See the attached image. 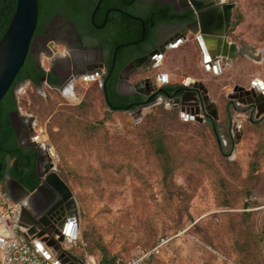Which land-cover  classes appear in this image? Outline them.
I'll use <instances>...</instances> for the list:
<instances>
[{
  "label": "rangeland",
  "instance_id": "rangeland-1",
  "mask_svg": "<svg viewBox=\"0 0 264 264\" xmlns=\"http://www.w3.org/2000/svg\"><path fill=\"white\" fill-rule=\"evenodd\" d=\"M237 1L242 41L256 54L242 56L240 83L264 98V0ZM96 77L77 89L80 104L46 85L16 90L73 191L74 247L113 259L164 238L144 264H264V113L241 102L234 128L214 131L170 101L139 114L111 111Z\"/></svg>",
  "mask_w": 264,
  "mask_h": 264
},
{
  "label": "flooded vegetation",
  "instance_id": "flooded-vegetation-1",
  "mask_svg": "<svg viewBox=\"0 0 264 264\" xmlns=\"http://www.w3.org/2000/svg\"><path fill=\"white\" fill-rule=\"evenodd\" d=\"M97 1L59 0L53 11L38 14L26 61L30 59L31 74L39 81L32 77L14 81L11 91L17 104L21 83L34 88L46 85L76 101L77 89L88 91L93 75L99 74L101 85L116 79L109 91L125 97L128 109L123 112L170 101L172 108L191 115L193 121L234 128L241 100L249 99L242 94L245 86L235 81L240 77L236 65L247 52L256 55L242 41L243 14L237 0H102L93 21ZM231 68L236 72L228 76L233 84L227 92L225 78ZM162 75L166 81L158 80ZM76 102L83 103V98ZM251 107L253 113L258 111L256 105ZM32 116L19 106L11 111L22 151L10 159L8 168L0 162V183L12 200L22 203L23 221L31 222L28 232L34 235L64 223L76 215V208L53 178L58 194L33 195L42 184L41 176L53 169V161L46 144L37 138V119ZM30 159L32 166L26 164Z\"/></svg>",
  "mask_w": 264,
  "mask_h": 264
},
{
  "label": "water",
  "instance_id": "water-1",
  "mask_svg": "<svg viewBox=\"0 0 264 264\" xmlns=\"http://www.w3.org/2000/svg\"><path fill=\"white\" fill-rule=\"evenodd\" d=\"M101 1L102 0L97 1L93 10V21ZM38 2L39 0H16L14 15L0 40V101L12 87L17 74L24 66L31 50V43L38 21ZM248 54L253 56L251 53ZM241 88L243 90L242 94L248 95L249 97L247 100L242 99L241 102L249 105H256L258 108L256 116L259 117L262 112L264 113V98L260 95L261 93H254L255 97L253 98V90L245 87ZM31 128L33 129L32 125ZM51 168L53 169L50 170L48 174L41 176L42 184L38 186L33 195H46V193L58 194V190L51 180V178H53L58 185L62 186L61 188L63 190L67 191L69 197L73 198V191L68 183L55 170L54 163H52ZM37 246L45 252L44 246H42L41 243H37Z\"/></svg>",
  "mask_w": 264,
  "mask_h": 264
},
{
  "label": "built area",
  "instance_id": "built-area-1",
  "mask_svg": "<svg viewBox=\"0 0 264 264\" xmlns=\"http://www.w3.org/2000/svg\"><path fill=\"white\" fill-rule=\"evenodd\" d=\"M165 242L161 238L151 246L137 245L128 255L116 257V264H141L158 255ZM37 243L41 242L23 223L22 203L8 197L0 186V264H56ZM84 264H97V260L84 254Z\"/></svg>",
  "mask_w": 264,
  "mask_h": 264
},
{
  "label": "trees",
  "instance_id": "trees-1",
  "mask_svg": "<svg viewBox=\"0 0 264 264\" xmlns=\"http://www.w3.org/2000/svg\"><path fill=\"white\" fill-rule=\"evenodd\" d=\"M58 1L59 0H39L38 9H39L40 16L42 14H44L45 11H51V10L53 11L57 6ZM94 4H95V1L93 2V6H94ZM15 7H16V0H0V40L3 37L4 33L6 32L8 25H9L13 15H14ZM89 11H91V8ZM242 56H244V55H242ZM242 56H241V59H242ZM241 59L238 62V64L236 65V69L240 68V76H241ZM29 66H30V59H28L25 62L24 66L21 68V70L17 74L15 81L24 80L28 77H32L33 81H36V82L39 81L38 77L31 74ZM236 69L231 68L227 71V77L225 78L227 84L233 83L232 80H231V82H229L230 81L228 79L229 71L233 70L235 73ZM234 73H233V75H234ZM240 78L241 77L236 78L235 81L240 82ZM115 82H116V79H114L112 82L111 81L106 82V80H104L103 85H102V92L104 95V100H105V103L109 109H110V107H112L113 109H117L116 112H123L121 110L128 109L126 107L125 97L123 95L117 93L115 90H113V92H112L113 94H111L109 91L110 90L109 86L111 84H114ZM112 104H117V105H119V107L114 108L112 106ZM17 106H18L17 101H16L15 96L13 95V93L11 91V88H10V90L7 92V94L0 101V162L2 163V165L5 169L9 167L10 159L14 158L17 155L20 156L19 151H22L16 143L15 130H14L12 119H11V111L15 110L17 108ZM111 111H113V110H111ZM205 125L209 126L214 131H217V129H218V128H214L210 124H205ZM218 127H220V126H218ZM155 139H156L155 143L159 147L158 150L162 153H165L166 149H165L164 142H163L162 138L156 137ZM219 142L221 144V148L224 150V147H223L224 145H223L222 139H219ZM30 156H33V155H30ZM31 159L29 162L26 163L29 166H32V164H33V161ZM12 170H13L12 171L13 174H16V172L14 171L13 168H12ZM33 187H34V184L31 185V188H33ZM156 256H152L151 258H154ZM116 257H118V256H116ZM115 258L112 259L110 257L105 256L101 259H99L97 257L96 260H97V264H116ZM151 258L146 259L141 264L146 263Z\"/></svg>",
  "mask_w": 264,
  "mask_h": 264
},
{
  "label": "crops",
  "instance_id": "crops-1",
  "mask_svg": "<svg viewBox=\"0 0 264 264\" xmlns=\"http://www.w3.org/2000/svg\"><path fill=\"white\" fill-rule=\"evenodd\" d=\"M95 77L97 80L101 81L99 74L93 75V78ZM190 79L191 78H189V81ZM134 113L139 114L138 112ZM51 150L52 149H48L50 152ZM71 221L73 220L69 217L67 221L62 224L57 223L53 227L49 225L48 229L35 232L36 237L44 246L45 253L51 257L56 264H84V254L74 247L77 244L73 245L72 241H70L75 238L73 234L78 233V227L77 224H75L76 221H74V228ZM24 225L28 229L31 226V222H25ZM76 228L77 232H75Z\"/></svg>",
  "mask_w": 264,
  "mask_h": 264
},
{
  "label": "bare ground",
  "instance_id": "bare-ground-1",
  "mask_svg": "<svg viewBox=\"0 0 264 264\" xmlns=\"http://www.w3.org/2000/svg\"><path fill=\"white\" fill-rule=\"evenodd\" d=\"M247 53H249V52H247ZM258 83H259V81L257 82L255 88H257ZM260 87H261V86L259 85L258 88L260 89ZM262 87H263V86H262ZM255 90H256V89H255ZM67 92H68V91H67ZM69 92H70V91H69ZM259 93L262 94V93H263V89H260ZM49 149H51V147H50ZM51 152H52V151H51ZM54 157H55V156H54ZM73 201H74V200H73ZM74 202H75V201H74ZM74 202H73V203H74ZM74 204H75V203H74ZM75 216H76V215L70 217L71 220H73V221H71V224L73 225V228H74V221H77L76 218H75ZM73 231H74V230H73ZM75 232H77V228H76Z\"/></svg>",
  "mask_w": 264,
  "mask_h": 264
}]
</instances>
